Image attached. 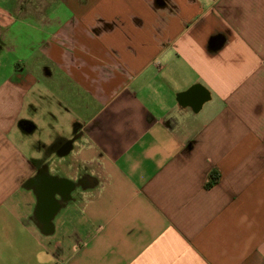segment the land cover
<instances>
[{
  "label": "crops",
  "instance_id": "obj_1",
  "mask_svg": "<svg viewBox=\"0 0 264 264\" xmlns=\"http://www.w3.org/2000/svg\"><path fill=\"white\" fill-rule=\"evenodd\" d=\"M0 264H264V0H0Z\"/></svg>",
  "mask_w": 264,
  "mask_h": 264
},
{
  "label": "water",
  "instance_id": "obj_2",
  "mask_svg": "<svg viewBox=\"0 0 264 264\" xmlns=\"http://www.w3.org/2000/svg\"><path fill=\"white\" fill-rule=\"evenodd\" d=\"M70 148V142H66L63 144V146L61 147V152H66L67 150H69Z\"/></svg>",
  "mask_w": 264,
  "mask_h": 264
}]
</instances>
